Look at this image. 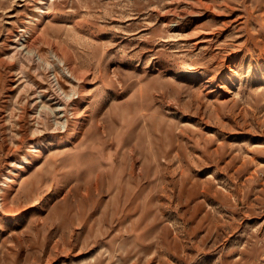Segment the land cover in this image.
<instances>
[{
    "label": "rangeland",
    "instance_id": "rangeland-1",
    "mask_svg": "<svg viewBox=\"0 0 264 264\" xmlns=\"http://www.w3.org/2000/svg\"><path fill=\"white\" fill-rule=\"evenodd\" d=\"M2 201L0 264H264V0H0Z\"/></svg>",
    "mask_w": 264,
    "mask_h": 264
},
{
    "label": "bare ground",
    "instance_id": "bare-ground-1",
    "mask_svg": "<svg viewBox=\"0 0 264 264\" xmlns=\"http://www.w3.org/2000/svg\"><path fill=\"white\" fill-rule=\"evenodd\" d=\"M36 19L38 20V22L39 21H41V16H37L36 17ZM42 23V22H41ZM28 31V33L30 34V31L29 30H27ZM36 36H38V35H36ZM30 37H32L35 41L37 40V38H39V37H37L36 39L34 38V36H30ZM31 38V39H32ZM41 38V37H40ZM39 38V39H40ZM31 39L30 40H27L26 39V41H25V43H24V48H25V51H27V52H30L32 49H33V43H31L32 41H31ZM37 42V41H36ZM20 48H22L23 49V45H22V47L20 46ZM55 52V51H54ZM33 53V52H32ZM56 53V52H55ZM29 54V53H28ZM30 54H31V52H30ZM57 54V53H56ZM22 57V56H21ZM43 60V59H42ZM43 106V105H42ZM72 134H70V136L68 137V141L69 142H71L72 141ZM26 166H29V163H22V164H20V167L22 168V170H21V172H24L25 171V168H27ZM5 198V197H4ZM7 200V199H6ZM3 202V204L2 203H0L1 204V206L3 207V206H5L6 205V202H4V201H2ZM8 203V202H7ZM7 208V207H6ZM8 210V209H7Z\"/></svg>",
    "mask_w": 264,
    "mask_h": 264
}]
</instances>
